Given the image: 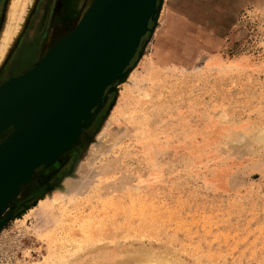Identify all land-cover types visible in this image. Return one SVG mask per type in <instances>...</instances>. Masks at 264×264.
I'll use <instances>...</instances> for the list:
<instances>
[{
  "label": "rangeland",
  "instance_id": "374dc122",
  "mask_svg": "<svg viewBox=\"0 0 264 264\" xmlns=\"http://www.w3.org/2000/svg\"><path fill=\"white\" fill-rule=\"evenodd\" d=\"M31 1L0 84L71 30L85 0ZM160 7L86 136L0 212V264H264V0Z\"/></svg>",
  "mask_w": 264,
  "mask_h": 264
},
{
  "label": "water",
  "instance_id": "95a60500",
  "mask_svg": "<svg viewBox=\"0 0 264 264\" xmlns=\"http://www.w3.org/2000/svg\"><path fill=\"white\" fill-rule=\"evenodd\" d=\"M160 4L161 0H98L84 25L67 39L70 33L63 36L65 40L59 49L47 56L41 66L34 65L29 72L27 70L0 86L5 93L0 97L1 110L11 99L23 96L21 93L28 90V85L40 82L34 93H28L34 95L26 96L32 101L26 108L29 111L26 119L0 141V183H4L0 200L13 192L15 189L12 188L17 184L19 190L41 167L36 163L87 114L83 123L87 124L78 129L80 134L75 143L82 135L86 136L85 129L106 103L117 74H122L120 78L125 76L142 38L150 32L149 25L155 22ZM92 84H96L94 90ZM86 89L92 91L86 101H74L75 106L81 107L76 116L65 127L54 126L53 122L62 117L65 95L75 91L77 95L82 92L86 96ZM98 102L100 105L94 108ZM74 105L66 109L67 113L75 110ZM14 117L9 114L0 117V128L11 123ZM71 145L63 146L53 160ZM34 152L35 158L29 160ZM16 153H19L17 157ZM16 167L18 170L10 173ZM8 205L6 202L1 206L0 212Z\"/></svg>",
  "mask_w": 264,
  "mask_h": 264
},
{
  "label": "bare ground",
  "instance_id": "6f19581e",
  "mask_svg": "<svg viewBox=\"0 0 264 264\" xmlns=\"http://www.w3.org/2000/svg\"><path fill=\"white\" fill-rule=\"evenodd\" d=\"M97 1L98 0H85L81 9H80V12H79V15L77 17V20H76V23L74 25V27L69 30L68 32H66L64 34L67 35L69 34L65 39H67L68 37H70L73 33L77 32L85 23V20L87 18V16L90 15V13L95 9L96 7V4H97ZM32 1L31 0H11V3H10V10H9V13H8V22H7V25L6 27L4 28L3 32H1V36H0V64L1 62L4 60V58L6 56H8V53H9V50L11 49L13 43H14V40L18 37V35H20L19 33L23 30V24H22V18H24V16H26L28 14L29 11H31L30 9L32 8ZM161 5V4H160ZM157 7V5H156ZM157 9V8H156ZM161 7L159 6L158 8V14H159V11H160ZM158 16V15H157ZM157 18V17H156ZM62 38V37H61ZM60 40H56L53 45H49L48 47L44 48L42 50V52L40 53V56L38 57V60L37 62L34 64L35 67H38V66H41L42 63L45 61L44 59L47 58V56H51L52 54L55 53V51L57 49H59V46L63 43V41L65 40L64 38H62ZM47 39V38H46ZM39 64V65H37ZM37 65V66H36ZM130 66V65H129ZM30 70H28L29 72ZM28 72L26 74H28ZM129 72V69H127L126 71V74L123 78H120L122 74H117L116 76V80L112 83V87L110 88H115L117 87L118 83H120L122 80L125 79L127 73ZM25 74V75H26ZM24 75V76H25ZM31 75V74H29ZM28 75V76H29ZM22 82V81H21ZM1 83V82H0ZM40 82L38 83H32L30 85L27 86V91H24L23 93H21V95L23 96H20V97H17V98H13L11 99L9 102H7V104L0 110V117L2 116H7L8 114L10 116H15L14 117V120L9 123L7 126L5 125V127H1L0 128V133L4 132V131H7V130H10V131H13L15 130L27 117V115L29 114V111L26 109L28 106L32 105V101H29L26 99V96L28 95H34V94H28V93H34V89L36 87H38L40 84ZM3 85L0 84V86ZM17 85V84H16ZM135 87V86H134ZM91 88L92 90H94L96 88V84H92L91 85ZM1 89V92H0V97H2L3 94H5L2 90V87L0 88ZM91 89H86V96L81 92V94L77 95L78 92H75V91H72L71 94L67 93L65 95V98H64V101L62 103V108H63V113H62V117L59 118V120L57 121H54L53 124L54 126H63L65 127V125L71 120V118H74L79 110L81 109V107H78V106H75L74 105V101L76 100H80L82 101V103H84L86 101V99L91 95L92 91H90ZM108 90H106L103 94V96L105 97L106 93H107ZM135 91V90H134ZM132 91V92H134ZM137 93V92H136ZM145 95V94H144ZM107 98V97H106ZM70 105H74L75 106V110L74 111H70V113H67L66 109L70 106ZM100 105V103L98 102L96 105H94L93 107H98ZM127 107V106H126ZM123 111V110H122ZM16 118V119H15ZM121 118V117H120ZM87 119V114L83 117V119H81L78 123H76L73 127H71V129L69 130V132L67 133V135H65L63 137V139H61L59 142L55 143V145H53L46 153L45 155L36 163V164H40L41 167H45L47 165H49L52 161H53V158L55 155H57L60 150L63 148V146H69L70 143H75L76 139L78 138V135L80 134L79 130L81 125H83V127H85V124H83L85 122V120ZM123 119V118H122ZM81 123V124H80ZM80 124V126H79ZM79 126V127H78ZM76 128V129H75ZM9 131V133H10ZM8 133V134H9ZM7 134V135H8ZM6 135V136H7ZM100 135V134H99ZM5 136V137H6ZM4 137V138H5ZM3 138V139H4ZM2 139V140H3ZM1 140V141H2ZM109 140V139H108ZM80 141V140H79ZM78 143V142H77ZM94 145V144H93ZM107 147V146H105ZM110 147V146H109ZM104 148V147H103ZM98 152V151H96ZM96 154V153H95ZM19 155V153H16V157ZM36 156V152H34L33 155L30 156L29 160L31 159H34ZM20 159V158H19ZM22 164V163H21ZM20 164V165H21ZM18 168H14L11 170L10 173H13L15 171H17ZM88 175V174H87ZM67 179V178H66ZM29 180V179H26V181ZM68 181V180H67ZM68 183V182H66ZM72 185H73V182H72ZM4 186V183L1 182L0 183V189ZM67 186V185H66ZM19 187V184H17L16 188ZM70 187V186H69ZM73 186H71L72 188ZM16 188H12V189H15L13 192H9L7 193L1 200H0V207L3 206L4 204H7L12 200L14 199L16 196H17V193L19 190H17ZM94 190V189H93ZM132 190V189H131ZM134 190V189H133ZM13 193V194H12ZM60 193V192H59ZM58 193V197H61L62 195ZM63 194V193H62ZM19 196V195H18ZM64 197V196H62ZM61 197V198H62ZM10 198V201H8V199ZM60 198V199H61ZM58 200V199H57ZM55 201V200H54ZM50 206V205H49ZM47 206V207H49ZM139 206V205H138ZM108 207V206H107ZM113 207V206H112ZM44 208V207H43ZM82 208V207H81ZM114 209V208H113ZM125 211V210H124ZM38 217V216H37ZM48 219V218H47ZM94 219V218H93ZM112 219V218H111ZM114 219V218H113ZM129 219H130V216H129ZM99 220V219H98ZM41 221V220H40ZM43 221V220H42ZM99 222V221H98ZM123 223V222H122ZM83 224V223H82ZM81 224V225H82ZM91 225V223H90ZM73 226V225H72ZM80 226V225H79ZM87 226V224H86ZM113 226V225H112ZM89 227V226H88ZM87 227V228H88ZM96 227V226H95ZM85 229V228H84ZM82 229V230H84ZM102 229V228H101ZM86 230V229H85ZM90 230V229H89ZM94 231V230H93ZM90 232V231H89ZM88 233V232H87ZM86 233V234H87ZM94 233V232H93ZM91 234V233H90ZM89 235V234H87ZM102 235V234H101ZM91 236V235H90ZM51 237V236H50ZM56 238V236H55ZM44 239V238H43ZM90 239V237L88 238ZM93 241H94V236H93ZM91 240V239H90ZM92 242V240L90 241ZM88 242V243H90ZM95 242V241H94ZM50 244V243H49ZM51 244H53L51 242ZM91 244V243H90ZM54 245V244H53ZM52 245V246H53ZM57 245V244H56ZM82 245L84 246V244L82 243ZM100 245V244H99ZM89 246V245H88ZM105 246V245H103ZM58 247V246H57ZM52 248V247H51ZM86 248V247H85ZM56 249V248H55ZM80 249H84V248H81ZM138 249V248H137ZM60 250V249H58ZM91 250V249H90ZM53 253V252H52ZM126 253V252H125ZM137 253V252H135ZM71 255V254H70ZM66 256V255H65ZM119 256V255H118ZM118 256H115V257H118ZM121 256V255H120ZM56 257H60V255H57ZM68 257V256H67ZM67 257H63V261H66L65 258ZM122 257V256H121ZM162 257H165V256H162ZM111 258V257H110ZM61 259V258H60ZM50 259L48 258V261H44V264H52L50 261ZM62 260V259H61ZM104 260V259H103ZM115 259L113 258V261ZM171 260V259H170ZM180 261V260H178ZM86 262V261H85ZM105 262V261H103ZM122 264H169L168 263V260L164 259V258H151V257H148V255L144 256H139V255H135V254H126L125 255V258L123 259V261H121ZM85 264H91L90 262H87ZM96 264H102V263H96ZM114 264H118L117 262H114ZM179 264V262H178Z\"/></svg>",
  "mask_w": 264,
  "mask_h": 264
}]
</instances>
